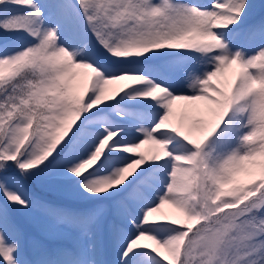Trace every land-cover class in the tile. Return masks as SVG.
Returning <instances> with one entry per match:
<instances>
[{
  "label": "snow or ice",
  "instance_id": "1",
  "mask_svg": "<svg viewBox=\"0 0 264 264\" xmlns=\"http://www.w3.org/2000/svg\"><path fill=\"white\" fill-rule=\"evenodd\" d=\"M258 8L0 0V264H264Z\"/></svg>",
  "mask_w": 264,
  "mask_h": 264
},
{
  "label": "rangeland",
  "instance_id": "2",
  "mask_svg": "<svg viewBox=\"0 0 264 264\" xmlns=\"http://www.w3.org/2000/svg\"><path fill=\"white\" fill-rule=\"evenodd\" d=\"M254 2L259 6L262 0H254ZM260 11H264V9L258 8L257 12L259 13ZM42 195L54 202L66 201L68 199L67 193L55 190L44 192ZM20 215L27 221L26 232L21 230L24 242L29 248H52L57 245H69L71 243L73 234L69 230L58 231L52 228L41 213L37 212L31 216Z\"/></svg>",
  "mask_w": 264,
  "mask_h": 264
},
{
  "label": "trees",
  "instance_id": "3",
  "mask_svg": "<svg viewBox=\"0 0 264 264\" xmlns=\"http://www.w3.org/2000/svg\"><path fill=\"white\" fill-rule=\"evenodd\" d=\"M262 2H264V0H262ZM61 202H65V201H61ZM18 224L20 226V228L26 232L27 230V221L24 217H22L21 215L18 216Z\"/></svg>",
  "mask_w": 264,
  "mask_h": 264
}]
</instances>
